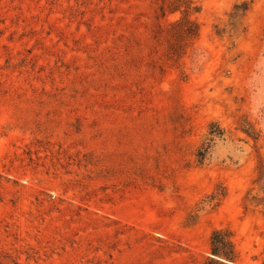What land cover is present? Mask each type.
Returning a JSON list of instances; mask_svg holds the SVG:
<instances>
[{
    "label": "rangeland",
    "instance_id": "rangeland-1",
    "mask_svg": "<svg viewBox=\"0 0 264 264\" xmlns=\"http://www.w3.org/2000/svg\"><path fill=\"white\" fill-rule=\"evenodd\" d=\"M191 1L0 0V264H264V0Z\"/></svg>",
    "mask_w": 264,
    "mask_h": 264
},
{
    "label": "trees",
    "instance_id": "trees-1",
    "mask_svg": "<svg viewBox=\"0 0 264 264\" xmlns=\"http://www.w3.org/2000/svg\"><path fill=\"white\" fill-rule=\"evenodd\" d=\"M159 1L157 13L155 15V31L153 39L158 43L162 39L166 42L164 52V60L176 62L180 60L188 46L198 36V25L192 16L199 12L191 0H157ZM249 6L246 3L236 4L232 12L229 14L231 30H236L241 24ZM172 15H178L177 19L168 23L166 27H162L160 21L165 20ZM218 32V34H222ZM247 138L256 141L258 135L254 133L251 126L246 124L239 128ZM209 135L215 137L219 135L213 130H210ZM211 142V139H210ZM208 147H202L197 152V162H201L205 158ZM264 177V168L260 173L258 182ZM221 197H224L222 195ZM216 196L210 198V202L215 201ZM210 255L220 263H232L234 259V250L230 240V234L227 231L216 230L210 238Z\"/></svg>",
    "mask_w": 264,
    "mask_h": 264
}]
</instances>
